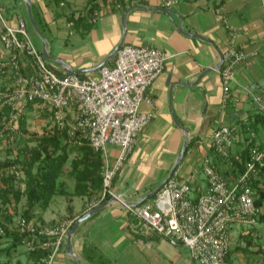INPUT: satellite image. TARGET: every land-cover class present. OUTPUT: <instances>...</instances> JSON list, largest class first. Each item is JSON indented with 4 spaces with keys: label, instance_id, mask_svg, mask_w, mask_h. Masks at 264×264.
<instances>
[{
    "label": "crops",
    "instance_id": "0c3cea01",
    "mask_svg": "<svg viewBox=\"0 0 264 264\" xmlns=\"http://www.w3.org/2000/svg\"><path fill=\"white\" fill-rule=\"evenodd\" d=\"M30 1L47 25L51 55L61 60H52L57 69H72L82 77L97 76L103 65L114 64L115 49L122 42L156 46L167 53L164 71L147 90L152 102L141 105L154 116L113 182L117 195L126 203L138 204L152 197L176 171L198 196L207 188L202 168L206 157L226 174L231 166L211 149L213 131L222 125L236 127L235 155L253 141L264 145V121L257 117L264 113L254 101L255 95H264V0H170V5L167 0ZM8 7L13 22L17 16L24 18L21 3L15 0ZM231 40L247 58L234 69L231 99L225 103L219 66ZM3 56L0 44V58ZM29 71L26 66L25 72ZM11 84V78L0 76V90ZM184 128L192 142L176 165L186 141ZM89 148L69 143L58 194L46 210L36 211V219L49 226L62 217L81 216L105 203L72 235L74 255L67 250L66 238L54 264H197L186 246H174L158 234L143 237L131 230L129 214L118 199L86 207L102 186V167H97V155L102 154L89 152ZM108 150L110 161H114L118 147L110 145ZM236 249L233 247L230 264H236V258L241 259L238 264L244 262L241 250Z\"/></svg>",
    "mask_w": 264,
    "mask_h": 264
},
{
    "label": "built area",
    "instance_id": "2783aa9c",
    "mask_svg": "<svg viewBox=\"0 0 264 264\" xmlns=\"http://www.w3.org/2000/svg\"><path fill=\"white\" fill-rule=\"evenodd\" d=\"M166 3L170 5L171 1ZM0 44L5 51L0 58V75L12 79L11 86L0 91L1 106L10 108L0 138L14 139L19 112L29 102L39 103L66 141L102 154V187L88 199L87 208L109 197L118 199L129 214L128 227L140 236L158 234L174 246L184 245L197 264H230L227 256L233 249L234 227L257 225L262 211L256 205L259 193L253 182L262 180L264 145L252 147L244 171L227 177L211 157H206L202 168L207 188L198 196L176 171L152 197L138 204L126 203L117 195L113 182L154 116L143 111L141 105L152 102L147 90L164 71L167 53L156 46L125 43L118 49L114 64L103 65L97 76L81 77L73 72L59 75L32 41L26 20L17 16L13 22L1 3ZM246 58V52L232 40L222 54L225 103L231 99L234 69ZM26 66L29 72H25ZM254 101L264 113V95H255ZM235 131V126L222 125L213 131L211 140V148L229 166L234 165ZM110 145L118 147L114 161L109 159ZM12 171L18 176L22 173L17 165ZM78 217L67 215L49 226L36 218L21 217L18 230L29 251L45 253L42 264H54Z\"/></svg>",
    "mask_w": 264,
    "mask_h": 264
},
{
    "label": "trees",
    "instance_id": "16d2710c",
    "mask_svg": "<svg viewBox=\"0 0 264 264\" xmlns=\"http://www.w3.org/2000/svg\"><path fill=\"white\" fill-rule=\"evenodd\" d=\"M58 2L62 0H56ZM106 1V0H104ZM216 1V0H214ZM222 1V0H221ZM220 1V2H221ZM126 8V7H125ZM34 18L39 25L40 29L47 37L46 29L47 25L42 23V19H40L35 11L33 10ZM49 41V39H48ZM42 52V51H40ZM48 65L54 69L59 75H66L67 72L61 69H57L56 66L52 63L48 62ZM2 76V75H0ZM81 76V75H80ZM82 77V76H81ZM34 102H29L26 107H31ZM1 104V103H0ZM0 115L4 112L9 114L10 108L8 106H2L0 109ZM263 113V112H261ZM257 117L261 118L264 121V115L257 114ZM27 116L25 114L20 113L17 121L16 129H21L22 137L21 142L24 140L23 136L25 135V126H26ZM260 121V119H259ZM4 124H0V133ZM37 138V139H36ZM37 140L36 147L26 146L17 151V156L14 160H5L0 161V180L2 179L3 183L6 184V188H0L1 198L4 202L10 201V196L14 197L16 203L20 202L23 198L25 199L26 208L23 211L21 217H25L28 220L36 218V211L41 210L44 211L48 208L53 197L58 194V181L63 173V167L68 161L69 152L68 146L69 142L65 140V134L61 133L58 129H55V133L53 135H43L42 137H28L26 141H34ZM192 141H190L188 149L190 147ZM252 143L248 144L239 154V159L236 158V155L232 152V160L234 165L226 172V177L231 173H238L244 171L246 168V163L251 157V149L257 144ZM262 146V144H258ZM83 147V146H80ZM86 147V146H84ZM187 149V150H188ZM215 154V150L211 148ZM89 152H94L97 154L99 152H95L91 147L86 149ZM218 155V154H217ZM221 159V157L218 155ZM99 163L97 167L101 169L102 167V156L97 155ZM222 160V159H221ZM214 161V160H213ZM215 162V161H214ZM17 165L18 169L24 173V177L20 178L15 172L10 175H6L7 170H12V167ZM6 175V176H5ZM20 178L21 181L24 182L25 187L21 189L17 188L14 185V181ZM101 185H102V176H101ZM253 185L256 187L259 193V197L256 200V205L262 208L260 215L258 216V223L264 222V172L262 175V180H257L253 182ZM102 187V186H101ZM111 197L105 199L109 200ZM104 200V201H105ZM85 214V213H84ZM82 214V215H84ZM81 215V216H82ZM79 216V217H81ZM78 217V218H79ZM4 221V220H3ZM0 226H4V223L0 221ZM255 226V225H254ZM254 226L247 232L242 234L241 236L248 241V246L244 247L243 253L250 255L252 251H250V247L253 243L252 239V229ZM6 229V234H0V238L7 237L9 240V245L6 247L0 248V254L5 253L8 257L11 256L13 250H16L20 245H23L24 236L21 235L18 230V226L14 229H9L4 226ZM93 250V249H91ZM232 250H230L227 261L230 263V256L232 254ZM238 250V249H237ZM94 251V250H93ZM29 252V264H42V258L45 253L42 250L37 251H28ZM252 256H256V258L262 257L264 258V248H258L256 251H253ZM91 257V255H90ZM0 264H25L20 259L15 263H12L10 260L0 261Z\"/></svg>",
    "mask_w": 264,
    "mask_h": 264
},
{
    "label": "rangeland",
    "instance_id": "374dc122",
    "mask_svg": "<svg viewBox=\"0 0 264 264\" xmlns=\"http://www.w3.org/2000/svg\"><path fill=\"white\" fill-rule=\"evenodd\" d=\"M18 3L22 4L21 11L24 13V18L27 23L28 27V32L29 35L34 42L35 46L39 51H43V40L38 34V32L35 30L33 25L30 22L29 16H28V10H27V5L24 0H16ZM118 2L121 3V0H117ZM123 1V0H122ZM5 8H9L8 6H11L12 3L15 2V0H0ZM48 33V32H47ZM52 63L55 64L52 60L47 59V63ZM56 65V64H55ZM6 89V88H4ZM2 91V90H0ZM35 104V105H34ZM1 106V104H0ZM2 106L0 107V109ZM1 111V110H0ZM25 114L27 116V121H26V126L24 128L25 135L23 136V141L21 142V129H15V137L14 139H10L8 136H4L0 138V161H5V160H14L17 156V151L20 150L21 148H24L26 146L29 147H36L37 146V140L34 141H26L28 137H42L43 135H53L55 132V127L54 123L49 119L47 114L45 113V110L39 106V103H33L31 107H26L25 109H22L20 113ZM10 114V113H9ZM9 114L7 113H2L0 115V124H4L5 122L8 121ZM18 125L15 124L14 127H17ZM37 139V138H36ZM74 145V144H72ZM75 147V146H73ZM12 170H7L6 175L12 174ZM5 175V176H6ZM20 178L24 177V173H20ZM20 178H17V180L14 181V185L17 188L24 189L25 184L23 181H21ZM6 184L3 183L2 179L0 180V188H6ZM1 195V191H0ZM26 203L25 199L23 198L20 202L16 203L14 200V197L10 196V201L4 202V200L0 196V221L4 223V226L8 227L9 229H14L16 226L19 224V219L21 218V215L23 214V211L25 210ZM4 220V221H3ZM4 226H0V234H6V229ZM252 226H235L234 227V243L233 247H236L240 251V254H243L241 258L242 261L244 262L247 261L250 264H264V258L262 257H257L252 256L253 251H256L258 248H264V222L263 223H258L257 225L254 226V229H252V239H253V244L249 246L251 254H245L243 253L244 247L248 246V241L247 239L243 238L241 235L244 233H247ZM9 240L7 237H2L0 238V248L6 247L9 245ZM236 249V250H237ZM28 248L26 245H20L16 250H13L11 253V256L8 257L5 253L0 254V261H6L10 260L12 263H15L17 260H21L25 264H29L30 260L28 258L29 252ZM240 258L235 259V263L238 264ZM252 261V262H251ZM243 262V263H244ZM242 263V264H243ZM248 263V264H249Z\"/></svg>",
    "mask_w": 264,
    "mask_h": 264
},
{
    "label": "water",
    "instance_id": "95a60500",
    "mask_svg": "<svg viewBox=\"0 0 264 264\" xmlns=\"http://www.w3.org/2000/svg\"><path fill=\"white\" fill-rule=\"evenodd\" d=\"M26 2V5H27V10H28V16H29V19H30V22L31 24L33 25V27L35 28V30L38 32V34L40 35V37L42 38L43 40V56L46 58V59H49V60H55V61H61L60 59L54 57L53 55H51L50 53V49L47 47V44H48V39L47 37L44 35V33L42 32V30L40 29L39 25L37 24L35 18H34V14H33V7H32V2L30 0H25ZM130 9H127L124 14H123V23L125 24L126 23V14L128 13ZM161 10H164V11H167V9H162ZM123 44V42L118 45V47L115 49V52L120 48V46ZM222 65V62L220 64L219 67H221ZM68 72H73V73H77L78 74V71H74V70H67ZM176 122L180 125V123L178 122V120L176 119ZM185 132H186V141L184 143V146H183V149L179 155V158H178V161L176 162V165L179 163L180 159L184 156V154L186 153L187 151V148H188V144H189V131L188 129H185ZM175 165V166H176ZM167 180V179H166ZM165 180V182H166ZM164 182V183H165ZM163 183V184H164ZM162 184V185H163ZM161 185V186H162ZM160 186V187H161ZM160 187L155 191V193L160 189ZM105 205V203H102L100 205H98L97 207H95L94 209H92L91 211L85 213L84 215H82L81 217H79L76 222L74 223V225L72 226V228L69 230L68 232V235H67V250L69 251V253H71L72 255L73 254V250H72V245H71V240H72V235L74 234V232L78 229L79 225L85 220L87 219L88 217H90L92 214L96 213L97 211H99L103 206ZM80 261V260H79ZM81 264H85L83 263L82 261H80Z\"/></svg>",
    "mask_w": 264,
    "mask_h": 264
}]
</instances>
